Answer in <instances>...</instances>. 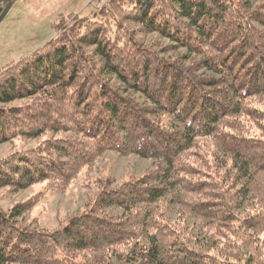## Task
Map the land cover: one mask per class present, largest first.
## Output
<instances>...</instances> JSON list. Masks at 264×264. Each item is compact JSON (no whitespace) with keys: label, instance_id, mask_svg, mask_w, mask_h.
<instances>
[{"label":"trees","instance_id":"obj_1","mask_svg":"<svg viewBox=\"0 0 264 264\" xmlns=\"http://www.w3.org/2000/svg\"><path fill=\"white\" fill-rule=\"evenodd\" d=\"M123 22L186 54L168 60ZM55 30L0 70V144L55 135L0 158V188L65 187L108 151L160 167L54 231L20 225L31 201L0 208V264H264V124L250 106L264 103V0H110ZM177 207L195 221L177 226ZM235 223L246 239L225 248Z\"/></svg>","mask_w":264,"mask_h":264},{"label":"rangeland","instance_id":"obj_2","mask_svg":"<svg viewBox=\"0 0 264 264\" xmlns=\"http://www.w3.org/2000/svg\"><path fill=\"white\" fill-rule=\"evenodd\" d=\"M109 1L13 0L8 14L0 23V70L10 63L29 56L49 42L56 34L55 22L60 15L74 13L79 16H87L96 8L100 10L107 7ZM3 7L4 5L0 7V12ZM123 24L127 23L123 22ZM126 26L135 31V35L142 46L158 51L167 48L169 51L163 55L170 61H174L180 56L182 59L186 54L183 49L174 50L172 45L168 44L169 41L158 34L144 32L140 26L135 24L129 23ZM184 63L187 65L186 61ZM202 75L209 76L210 73L201 70L193 73L197 79ZM27 101L28 99L18 100L10 105H20ZM250 106L262 112V124H264V103H253ZM243 119L250 135L261 134L251 119L245 117ZM53 136L55 135L47 134L36 139L18 138L12 142L1 143L0 158L15 151H24ZM158 167L160 164L153 159L143 158L135 154L121 155L108 151L85 166L65 187L54 188L49 182H39L20 191H13L10 187L0 188V208L9 213L14 206L31 201L34 205L20 218V225L30 230L54 231L65 226L71 218L90 210L104 188H114L125 181L147 175ZM197 168L204 173L208 172L201 163L197 164ZM254 202L253 200L249 202L251 203L250 207H254ZM106 211L107 213H116L118 210L108 209ZM247 211H237V222L240 223L248 215ZM170 217L177 226L181 227L183 224L195 221V219H186L179 207L171 212ZM242 232L243 230L239 231V224L235 223L234 233L230 234L231 237L223 240L221 246L225 245L226 248L233 238L239 242L240 240L243 241L246 239L244 232L242 238H237V233L241 235ZM194 245H196L195 241ZM199 245L197 244L196 247L199 248ZM215 249L212 254L217 255L218 248ZM223 260L224 257H219L216 263Z\"/></svg>","mask_w":264,"mask_h":264},{"label":"water","instance_id":"obj_3","mask_svg":"<svg viewBox=\"0 0 264 264\" xmlns=\"http://www.w3.org/2000/svg\"><path fill=\"white\" fill-rule=\"evenodd\" d=\"M12 4H13V0H0V5H4L3 9L0 12V23L8 14Z\"/></svg>","mask_w":264,"mask_h":264}]
</instances>
